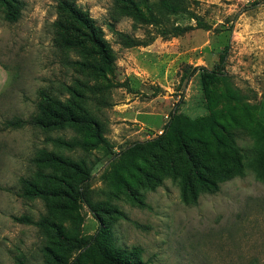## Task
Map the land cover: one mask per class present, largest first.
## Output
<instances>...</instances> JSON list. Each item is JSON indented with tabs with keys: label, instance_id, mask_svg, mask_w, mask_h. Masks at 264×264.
Wrapping results in <instances>:
<instances>
[{
	"label": "rangeland",
	"instance_id": "374dc122",
	"mask_svg": "<svg viewBox=\"0 0 264 264\" xmlns=\"http://www.w3.org/2000/svg\"><path fill=\"white\" fill-rule=\"evenodd\" d=\"M39 90L75 120L4 129ZM96 233L134 264H264V0H0V264H108Z\"/></svg>",
	"mask_w": 264,
	"mask_h": 264
},
{
	"label": "trees",
	"instance_id": "16d2710c",
	"mask_svg": "<svg viewBox=\"0 0 264 264\" xmlns=\"http://www.w3.org/2000/svg\"><path fill=\"white\" fill-rule=\"evenodd\" d=\"M63 8L68 10L67 12L70 16L83 24L85 28L89 31V39L96 45L97 47L102 48V41L98 37V29L94 26V21L88 16L87 12L83 13L75 6H73V2L70 1L69 4L65 3ZM6 17L10 20H15L18 17V11H9L6 14ZM75 120V115H73L70 106V100L67 99L66 101H61L59 98L47 93L44 90H39V100L36 103V113L33 117L29 119H23L19 116H12L11 118L5 119L3 121V128H20L25 125H32L38 126L43 129H47L51 126H58L63 124L64 122H71ZM36 162H52V163H64V159L61 157L50 153V152H43V154L39 157L34 159ZM195 173V177L197 182L201 187L206 190L215 191L218 189V186L215 182L211 181L203 174L197 172L195 167H192ZM20 182L24 186V191L21 195L27 196L29 198L32 197H47L50 195L57 194L56 191L49 188L46 182L38 183L36 180L25 179L21 178ZM83 200L86 199L83 192L79 193ZM15 220L29 223L30 219L27 216L15 217ZM100 233V231H99ZM96 233L92 236L91 240L93 241L95 247L99 251L101 257L108 263V264H134L130 262V254L125 253L123 256L112 255L107 253L103 247L101 246L98 234Z\"/></svg>",
	"mask_w": 264,
	"mask_h": 264
}]
</instances>
